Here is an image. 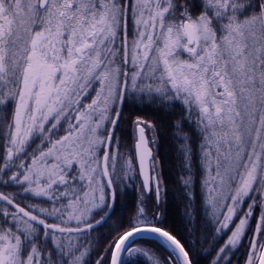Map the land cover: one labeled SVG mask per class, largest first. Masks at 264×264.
<instances>
[{
    "label": "snow or ice",
    "instance_id": "6c2138e0",
    "mask_svg": "<svg viewBox=\"0 0 264 264\" xmlns=\"http://www.w3.org/2000/svg\"><path fill=\"white\" fill-rule=\"evenodd\" d=\"M0 264H264V0H0Z\"/></svg>",
    "mask_w": 264,
    "mask_h": 264
}]
</instances>
